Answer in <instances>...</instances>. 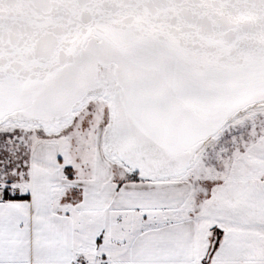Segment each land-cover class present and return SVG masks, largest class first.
Listing matches in <instances>:
<instances>
[{
  "label": "snow or ice",
  "instance_id": "1",
  "mask_svg": "<svg viewBox=\"0 0 264 264\" xmlns=\"http://www.w3.org/2000/svg\"><path fill=\"white\" fill-rule=\"evenodd\" d=\"M0 264H264V0H0Z\"/></svg>",
  "mask_w": 264,
  "mask_h": 264
}]
</instances>
